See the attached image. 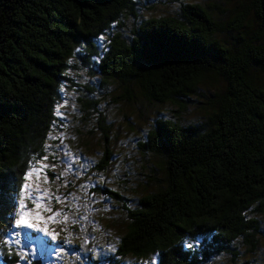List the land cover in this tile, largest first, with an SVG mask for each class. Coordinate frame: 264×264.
Wrapping results in <instances>:
<instances>
[{
    "label": "trees",
    "instance_id": "1",
    "mask_svg": "<svg viewBox=\"0 0 264 264\" xmlns=\"http://www.w3.org/2000/svg\"><path fill=\"white\" fill-rule=\"evenodd\" d=\"M248 1L242 6L245 12L255 9L260 31L237 50L216 38L222 28L208 6L189 3L182 18L144 19L130 39L116 34L102 58V75L126 87L128 100L134 86L150 102L180 103L197 93L205 77L227 82L214 100L211 122L160 120L150 131L143 147L164 157L166 179L128 209L120 256L157 254V264H203L192 245L196 239H208L207 250L217 252L241 239L256 244L261 229L253 214H264V86L253 72H264V0ZM133 5L134 0H0L4 208L13 204L32 159L43 152L74 45L86 44L82 60L88 65L98 54L94 39L124 14H134ZM238 15L245 19V13ZM112 157L107 149L100 167L107 168ZM98 189L122 199L107 187ZM5 259L19 262L17 256Z\"/></svg>",
    "mask_w": 264,
    "mask_h": 264
},
{
    "label": "rangeland",
    "instance_id": "2",
    "mask_svg": "<svg viewBox=\"0 0 264 264\" xmlns=\"http://www.w3.org/2000/svg\"><path fill=\"white\" fill-rule=\"evenodd\" d=\"M189 3L209 7L222 28L216 38L232 50L241 48L244 38L260 31L255 9L245 12L242 6L250 5L248 0H134V14H124L94 39L98 54L90 56L88 65L82 60L86 44H75L59 86L54 121L43 152L32 159L27 172L31 175L25 176L13 204L8 208L0 204V264H10L6 256L8 260L17 256V264H157V254L145 258L118 254L131 220L128 209H136L139 198L155 191L157 182L166 179L164 157L146 153L143 144L160 120L184 125L211 122L216 112L214 100L224 93L227 82L221 76L205 77L197 93L180 103L150 102L140 87L134 86L128 100L126 87L105 79L100 63L116 34L130 39L144 19L182 18ZM239 12L245 13L244 20ZM241 24L245 26L239 32L236 28ZM253 76L264 86V72L254 71ZM57 110L62 115H57ZM107 149L113 157L102 169ZM99 187L119 193L122 199L101 192ZM21 198L26 206L25 219L38 228L15 227ZM253 216L258 217L261 229L254 246L241 239L231 250L217 252L212 247L207 250L208 239H196L192 245L199 249L196 254L204 258L203 264H264V214ZM45 228L56 239L41 230ZM8 239L13 242L3 243ZM57 252L61 254L57 256Z\"/></svg>",
    "mask_w": 264,
    "mask_h": 264
},
{
    "label": "snow or ice",
    "instance_id": "3",
    "mask_svg": "<svg viewBox=\"0 0 264 264\" xmlns=\"http://www.w3.org/2000/svg\"><path fill=\"white\" fill-rule=\"evenodd\" d=\"M57 115H62V113L59 112V110H57ZM42 159L46 160L47 157H43ZM42 167H49L48 165H42ZM53 169H54V165L51 166ZM31 175V172H29L27 175H26V179H27V176H30ZM24 189L27 190L29 188V185L27 183L24 184ZM39 191V189H37ZM47 193H42V195H46ZM33 201H35V197H32ZM57 200H59V198L57 197ZM25 204H24V200L23 198L20 199L19 201V218L15 219V227L17 228H21V227H26V228H38L39 225L36 224V223H32L30 222L29 220L25 219ZM37 207H39V205H37ZM48 211H51V209H47ZM56 215H59V213H56ZM15 216V214H14ZM65 220H67V216L64 217ZM42 231L46 232L49 236H52L53 239H56V236L53 235L52 232H49L48 229H41ZM15 235H19V233H14ZM13 235V233H9V236ZM13 241L8 239V240H5L3 241V243L5 244H9V243H12ZM17 245L20 244V241L19 240H15L14 241ZM191 246V245H189ZM61 253L60 252H57L56 255L59 256Z\"/></svg>",
    "mask_w": 264,
    "mask_h": 264
}]
</instances>
